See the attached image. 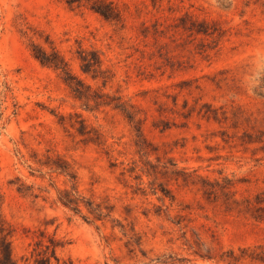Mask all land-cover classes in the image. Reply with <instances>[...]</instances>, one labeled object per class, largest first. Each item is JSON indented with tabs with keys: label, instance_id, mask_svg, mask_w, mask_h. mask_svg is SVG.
<instances>
[{
	"label": "rangeland",
	"instance_id": "obj_1",
	"mask_svg": "<svg viewBox=\"0 0 264 264\" xmlns=\"http://www.w3.org/2000/svg\"><path fill=\"white\" fill-rule=\"evenodd\" d=\"M68 1L0 0L14 260L55 239L71 264H264V0Z\"/></svg>",
	"mask_w": 264,
	"mask_h": 264
},
{
	"label": "trees",
	"instance_id": "obj_2",
	"mask_svg": "<svg viewBox=\"0 0 264 264\" xmlns=\"http://www.w3.org/2000/svg\"><path fill=\"white\" fill-rule=\"evenodd\" d=\"M73 2H77V0L68 1L69 4H72ZM92 10L102 16L106 21H111L115 18L114 10L110 7V5L101 4L95 8H92ZM34 58L42 66L52 67L55 70L64 71V64L62 61L58 60V56L54 53L48 55L42 50H37V52L34 53ZM80 59L82 62H85L83 58ZM59 170L64 175L69 174L65 168H60ZM57 200L63 207L73 211L74 213H79L80 206L83 204L88 215L92 216L93 219L101 220L103 217V213L99 205H94L92 202L83 201V199L80 198L76 193L66 189L60 190L58 192ZM1 204L2 199L0 196V209ZM10 235L11 233L5 227L0 211V264H18L12 256L9 241ZM35 246H38V249H32L29 257L23 256L22 264H71L69 261L61 260L56 256L55 251L58 247H60L57 240L49 239L47 244L43 242H37L35 243Z\"/></svg>",
	"mask_w": 264,
	"mask_h": 264
}]
</instances>
